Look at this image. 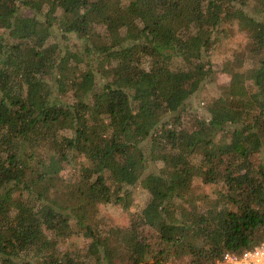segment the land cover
Here are the masks:
<instances>
[{
    "label": "trees",
    "instance_id": "1",
    "mask_svg": "<svg viewBox=\"0 0 264 264\" xmlns=\"http://www.w3.org/2000/svg\"><path fill=\"white\" fill-rule=\"evenodd\" d=\"M262 243L264 0H0V264H222Z\"/></svg>",
    "mask_w": 264,
    "mask_h": 264
},
{
    "label": "rangeland",
    "instance_id": "2",
    "mask_svg": "<svg viewBox=\"0 0 264 264\" xmlns=\"http://www.w3.org/2000/svg\"><path fill=\"white\" fill-rule=\"evenodd\" d=\"M245 41H246L245 36L241 32L235 30V32L225 36L223 41L216 47L213 57V61H214L213 66L215 73L207 80L205 85H203L201 91L191 100L194 110H197L200 116L206 117L208 115L209 104L219 95V93L221 92V87L227 85L231 79L230 75L223 74L220 72V68L222 67L224 59L230 56L235 50H239ZM186 114L187 113H185L184 115ZM187 118L188 116L182 119L183 125L189 124ZM154 170L155 168L150 167L147 170L146 174ZM135 188H136L135 192H136L137 200L131 209L132 212L139 210L140 206L143 203H145L149 197V193L144 189H142V187L139 184H137ZM195 190L199 193L210 192L208 188L202 186L200 183H196ZM103 213L105 214L106 217L116 218L115 221H117V223H121L125 225L129 221L127 212L122 213L121 210L120 211L105 210Z\"/></svg>",
    "mask_w": 264,
    "mask_h": 264
},
{
    "label": "built area",
    "instance_id": "3",
    "mask_svg": "<svg viewBox=\"0 0 264 264\" xmlns=\"http://www.w3.org/2000/svg\"><path fill=\"white\" fill-rule=\"evenodd\" d=\"M222 264H264V243L240 254H225Z\"/></svg>",
    "mask_w": 264,
    "mask_h": 264
}]
</instances>
